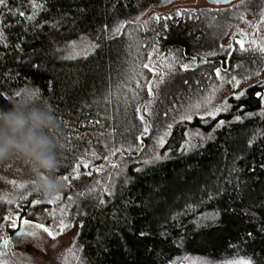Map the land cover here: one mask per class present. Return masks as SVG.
<instances>
[{"label":"trees","instance_id":"obj_1","mask_svg":"<svg viewBox=\"0 0 264 264\" xmlns=\"http://www.w3.org/2000/svg\"><path fill=\"white\" fill-rule=\"evenodd\" d=\"M164 1L6 0L0 5V108L10 106L16 93L38 90L39 102L60 122L55 175L63 183V177L73 182L86 147L112 146L126 138L128 147L137 143L138 116L132 102L119 107L116 102L123 100L129 75L136 72L141 39L151 48L147 57L156 59V68L170 56L182 61L183 52L202 47L208 52L211 47L207 41L194 42L196 31L204 28L201 11L154 20L145 34L131 36L130 26L118 30ZM233 11L205 13L206 22L219 26V35ZM29 15L34 18L28 20ZM81 38L92 43L93 51L66 57L70 44ZM217 40L213 37L212 45ZM153 76L159 115L156 103L175 79L159 70L156 75L148 72L149 79ZM176 76L179 85L187 81L184 70ZM255 92L249 88L240 101L230 100L227 112L215 120L194 119L190 127L214 130L205 142L181 148L186 126L177 123L164 147L165 159L129 169L127 179L103 201L94 197L95 206L85 199L75 240L84 264H170L191 258L209 264L236 259L264 264V112ZM149 94L138 96L141 106ZM219 121L223 123L218 126ZM25 170L32 175L26 162ZM72 187L62 192H80Z\"/></svg>","mask_w":264,"mask_h":264},{"label":"rangeland","instance_id":"obj_2","mask_svg":"<svg viewBox=\"0 0 264 264\" xmlns=\"http://www.w3.org/2000/svg\"><path fill=\"white\" fill-rule=\"evenodd\" d=\"M245 1L247 0H239L223 7L210 5L205 0H166L162 4L144 11L132 21L124 23L118 30L121 32L127 26H130L131 30H129V33L131 36L145 34L152 28L154 22H157L159 19H172L174 16L181 15L184 11H201L199 21L202 22L201 25L204 28H197L194 42L199 43L200 40L207 41L211 43L212 47L213 43L211 40L213 37H216L220 45H227L230 33L236 31L238 26L233 24L230 27L223 28L222 32L218 35L219 26H210L206 22L205 13L235 10V8L244 4ZM256 1L258 0H250L252 3H256ZM258 6L260 10L264 8V0H259ZM241 18L242 24H240L241 20L239 24L244 30L251 29V24L256 21V27L254 28L258 29V31H264V9L257 16L245 13ZM191 33L194 32L191 31ZM261 41L258 43L259 47L260 49H264V40ZM140 47L142 48L140 53H142L141 56L143 55V57L138 55L137 59L136 55L133 56L132 63L137 59L134 66L136 72L133 75L131 73L129 75L130 82L129 85L127 84L128 87L125 85L122 94L123 100L117 98L118 103L116 102L118 107L120 105H130L128 102H132L131 106L134 107L136 110L135 115L138 116L136 117L137 122H135L137 127L135 132H138L137 143L133 142V146L128 147L125 143L129 142L130 139L126 138L122 143L112 146L102 144L104 147L101 148L96 147L97 145L86 147L84 150L85 158L82 157L80 164L73 171L77 172L73 182L68 177L67 181L63 183L64 189H62H66L68 192V189H71L70 186L73 184L72 188H81L80 192L75 189L77 193L74 192L67 195L61 191L55 196L59 197L55 200L53 199L54 197L48 199L42 198L39 194L32 191L33 178L32 175L29 176L26 172L23 160L14 158L0 163L1 219L4 216H9L13 213L15 207L24 204L29 199L32 206L29 217L33 226L35 224H44L54 231L60 232L61 222L67 225L64 231L60 232L55 239L48 237L42 230L35 229L40 234L41 242L38 244L36 239L27 237L23 238L20 242L18 240L14 246L4 252V256L2 257L4 264H84L82 255L75 246V240L81 226L80 215L83 214L84 205L88 203L86 198H89L93 202L90 203L91 207L95 206L94 197L103 201L114 191L118 183L124 182L127 179L130 172L129 169L137 170L140 167L165 159L168 153L164 150V147L169 140L172 128L177 123L184 121L192 123L194 119L215 120L219 115L227 112L231 98H237L248 87L264 80V51L262 50L260 51L261 54H258L261 56L257 58L259 63L256 66V72L258 70L257 67L260 68L257 74L252 71L251 75H246L247 70L245 69L241 72V75L236 72L234 73V71L227 74H212L209 78L190 79L179 85L176 73L182 70L181 66L183 67L179 57L170 56L165 58L160 63V66L158 65L155 72L149 67V62L156 61V59L152 58V56L147 57L148 53L152 55V51L150 52L151 48L148 51L146 39L140 40ZM92 51V43L86 38H81L70 44L65 56L69 59H76L85 57ZM146 64L148 65L147 68L144 67ZM249 68L252 70L251 67ZM158 70L168 73L169 77L174 75L172 79L175 80L172 85L169 84L171 86L164 87L162 90L159 104L156 103L160 112L159 115H156L154 100L157 95L153 91L154 85L151 87L153 88L152 92L149 90L151 79L147 77V74L148 72H153L156 75ZM148 91L151 92V95L149 94L151 97L149 96L144 104L142 117H140L139 110L141 104L139 103L138 96L141 95V92L148 94ZM134 99L137 101L135 102ZM161 101L162 104H160ZM159 108H162V110ZM261 111L264 112V98L261 99ZM155 116L156 119H154ZM222 123L223 121H219L218 126L222 125ZM201 124L207 126L208 122H201ZM205 130L201 126L192 128L190 125H187L183 132L181 148L190 150L195 148L197 144L205 142L214 131ZM127 148L131 151H127ZM19 184H23L24 187H17ZM9 200L11 203H8ZM37 200L40 203H34ZM48 201L52 202L49 203ZM2 229L3 225L0 223V236ZM26 230H29V227ZM240 260L244 259H236L223 264H231V262ZM170 264L209 263L191 258L177 259Z\"/></svg>","mask_w":264,"mask_h":264},{"label":"clouds","instance_id":"obj_3","mask_svg":"<svg viewBox=\"0 0 264 264\" xmlns=\"http://www.w3.org/2000/svg\"><path fill=\"white\" fill-rule=\"evenodd\" d=\"M38 96V90H24L10 106L0 108V163L14 158L26 162L32 191L48 199L64 187L55 175L61 130L58 118Z\"/></svg>","mask_w":264,"mask_h":264},{"label":"flooded vegetation","instance_id":"obj_4","mask_svg":"<svg viewBox=\"0 0 264 264\" xmlns=\"http://www.w3.org/2000/svg\"><path fill=\"white\" fill-rule=\"evenodd\" d=\"M239 1V0H237ZM236 2V1H235ZM234 3V2H233ZM232 4V3H231ZM230 5V4H229ZM259 0L256 1V3L250 2V0L245 1L244 4L241 6H238V8H235L233 11V14H231L228 17V24L227 27L232 26L233 24L238 26L237 30L230 33L228 37V44L227 45H220L218 42H215V45H212L208 49V52L206 48H198L195 51L198 52H191L190 54H187L185 52L182 53L183 59L181 66L182 70L187 72V80H194L196 78H206L214 75H218L221 73L227 74L228 72L239 73L241 75V72L243 70H247L246 75H251L252 71L257 74L260 70L259 67L256 72V66L259 63V60L257 59V55L261 54L260 43L261 40H264V31H258V29L254 28L256 27L255 23L251 24V29L244 30L240 24H242V16L243 14H253L257 16L264 8L260 10ZM263 5V3H262ZM217 6V5H216ZM228 6V5H226ZM223 6V7H226ZM241 20V23L239 24ZM264 30V29H263ZM262 42V41H261ZM243 45V47L241 46ZM195 46V45H194ZM214 52L212 56H209L208 54L210 52ZM209 56V57H207ZM186 66V67H185ZM149 67L153 71L156 70V64L153 63V61L149 62ZM155 67V68H154ZM251 67L252 70L249 68ZM249 68V69H248ZM153 74V72H151ZM158 74V73H157ZM153 80V81H152ZM151 80V87L156 80V76L152 78ZM249 88H255L256 92L254 93V98H260V96L257 95V93H260L263 95L264 93V80L263 82H259L257 84H254L250 87H248L243 94H240L237 98H231L230 100H241V98L246 94ZM152 92V91H151ZM150 92V93H151ZM229 100V104H230ZM150 101V100H149ZM148 101V102H149ZM146 103V102H145ZM140 107V117H142V109L144 104ZM184 126H187L190 124L188 121L182 122ZM32 211L31 201L28 199L25 201L24 204H20L17 207H15V210L13 213L9 215L10 219L5 220L3 224V229L1 231L0 236V243L2 244L1 250L3 252H6L10 247L14 246L11 241H13V235L20 230H25L29 227L27 225L21 226L20 225V219H27L31 221L29 217V213ZM19 216V219H17V227L13 228L11 227V218ZM32 222V221H31ZM33 225V223H32ZM25 237H18L14 241L19 242L23 240ZM8 241V247L3 248V241Z\"/></svg>","mask_w":264,"mask_h":264},{"label":"snow or ice","instance_id":"obj_5","mask_svg":"<svg viewBox=\"0 0 264 264\" xmlns=\"http://www.w3.org/2000/svg\"><path fill=\"white\" fill-rule=\"evenodd\" d=\"M0 5H6V0H0ZM18 15L20 16H24L25 13L23 12H19ZM34 18V16L32 15H29L27 17L28 20H32ZM3 39V34L0 33V40ZM243 47V45H241ZM262 51H264V49H261ZM145 68L148 67V65H144ZM186 67V66H185ZM20 93H16V95L18 96ZM35 94V93H34ZM258 96H260L261 98H264V95L260 94V93H257ZM87 166V165H85ZM262 168H264V165H261ZM64 180H67L68 177H63ZM15 183V182H13ZM17 187H24L23 184H19L17 185ZM59 197H54L53 199H58ZM49 203H51L52 201H48ZM8 203H11V201L9 200ZM34 203H40L39 200L35 201ZM3 219L5 220H8L10 219L9 216H5L3 217ZM17 219H19V216L17 215V217H14V218H11V227L13 228H16L17 227ZM20 225L21 226H29V230H20V231H17L15 233L16 236L18 237H27V238H34L37 240L38 244L41 242L40 240V234L35 230V229H40L42 230L43 233H46L48 237L52 238V239H55L57 235L60 234V232H63L64 229L67 227V225H64L63 222H61V225H60V232H56L54 231L52 228L48 227V226H45L44 224H35L34 226L32 225V222L27 220V219H20ZM144 235H147L146 233H141V236H144ZM251 235V234H249ZM8 247V241L7 240H4L3 241V248H7ZM4 256V252L2 250H0V264H4V260L2 259V257ZM231 264H250L249 261H245V260H240V261H234V262H231Z\"/></svg>","mask_w":264,"mask_h":264},{"label":"water","instance_id":"obj_6","mask_svg":"<svg viewBox=\"0 0 264 264\" xmlns=\"http://www.w3.org/2000/svg\"><path fill=\"white\" fill-rule=\"evenodd\" d=\"M208 4L210 5H217V6H226V5H229L237 0H205ZM149 90L152 91V88H151V84L149 85ZM18 236H16L15 234L13 235V239H17ZM11 241L13 244L16 243V241ZM1 246L2 244L0 243V250H1Z\"/></svg>","mask_w":264,"mask_h":264}]
</instances>
